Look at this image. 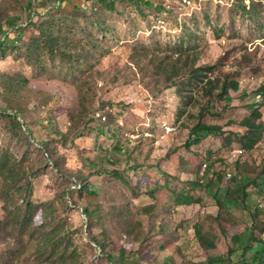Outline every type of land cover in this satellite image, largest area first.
Listing matches in <instances>:
<instances>
[{"label": "rangeland", "instance_id": "obj_1", "mask_svg": "<svg viewBox=\"0 0 264 264\" xmlns=\"http://www.w3.org/2000/svg\"><path fill=\"white\" fill-rule=\"evenodd\" d=\"M58 1L0 0V113L14 111L22 124L5 134L8 118H0V147L24 154L30 199L52 200L42 233L61 242L63 256L51 257L36 237L18 253L2 230L0 264H264V143L245 148L238 163L229 159L246 131L240 121L258 110L264 123V0H210L179 32L171 15L166 29L151 27L166 0ZM173 62L181 72L169 80ZM229 81L236 87L218 97ZM201 123L217 129L192 144ZM165 124L176 129L155 144ZM233 181L248 183L245 204L226 203L221 222L206 217ZM142 182L166 183L162 216L189 231L176 251L161 235L133 241L141 206L153 200L135 197L148 186ZM181 193L194 201L176 208ZM198 222L216 249L197 242Z\"/></svg>", "mask_w": 264, "mask_h": 264}, {"label": "trees", "instance_id": "obj_2", "mask_svg": "<svg viewBox=\"0 0 264 264\" xmlns=\"http://www.w3.org/2000/svg\"><path fill=\"white\" fill-rule=\"evenodd\" d=\"M237 1V0H236ZM235 1V2H236ZM234 2V3H235ZM233 3V4H234ZM62 4V0H60V6ZM232 4V5H233ZM245 7L249 8V4ZM164 8V7H163ZM194 15V14H193ZM187 19L186 17L183 19ZM183 23V22H182ZM13 28V27H12ZM2 41H0V46H3ZM201 69H193L192 73L194 76L199 75V71ZM170 77L169 80H173L174 76L181 72V68L177 63L169 64ZM173 77V78H172ZM205 78V79H204ZM199 77L200 82H204L203 85L213 86V79L208 77ZM236 83L233 81H229L224 83L221 88V93L218 97L223 98L229 88H235ZM6 92L14 91V88L11 84H7L4 86ZM14 114L5 113L2 111L0 114V118L6 116L8 120L6 121L4 127L5 134L12 135L15 131L21 130L22 124L17 120L18 115L12 111ZM103 120V119H101ZM106 122V119L103 120ZM240 125L246 128V131L242 134H238L236 136V140L239 142L242 148H250V147H259L264 143V136L260 138L261 132L264 130V123L260 120V113L258 110H253L249 117L243 118L240 121ZM217 129L215 126H210L206 124H198L196 128L192 130V136H194L192 140V144H199L201 142V134L211 133ZM25 131L30 132L28 128ZM78 134L76 137H80ZM157 136V135H156ZM155 136V144L156 143ZM33 139L32 136H29ZM25 138V135H24ZM260 138V139H259ZM27 140V139H26ZM43 143H40L42 145ZM190 146V144H188ZM46 152V148H45ZM244 154V153H243ZM242 154V155H243ZM240 155L235 160L236 163L240 162ZM230 159V155H229ZM206 163V162H205ZM210 167H208L209 170ZM228 171L226 172L227 176ZM262 175H264V167L262 169ZM233 176V175H232ZM79 178V176H76ZM232 178V177H231ZM195 184V182H193ZM74 189H77L80 185V193L83 191V186L78 182L72 184ZM142 185L147 186V182H142ZM157 184L155 186H147L145 191H141L140 194L136 195L137 198L141 194H146L150 196L153 200L142 204L141 206V216L140 219L137 220L136 224L140 225L141 234L138 238L133 239V241L139 242L141 246L149 243L153 238L158 235L165 236L166 239L172 244V250L176 251L178 248L182 247L184 244V240H186V236L189 231L182 227L180 224L175 222V219L171 217V215L167 218V221L164 216H162L161 208L163 207V200L161 201L162 195L159 193V190L166 189V183ZM248 183H241L239 181H233L226 187V197L225 201H222L218 198V195H214V199L216 200V206L218 207V212L216 215L211 213H207L206 217L209 219H213L215 221L221 222L223 218V207L226 203L231 202L232 200H240L245 204V199L248 196L247 193ZM95 192H93L94 194ZM32 194V182H31V174L28 170V165L25 163V156L21 154V156H17L14 152L8 148L0 147V208L2 212V216L0 218V231L2 230H10L11 235H14L18 242V246L15 248L18 253H21L23 247H26L27 241L30 239H35L41 243L42 247L48 245L47 251L50 252V256L59 255L63 256V252L61 251V242L56 239L55 236L48 235L42 233L43 227L45 226L42 223V219L45 220L47 218L52 217L54 206L52 204V200H45L41 202H33L30 197ZM94 194L93 196H95ZM90 198V197H88ZM91 201V200H89ZM194 201L187 193L186 194H177V198L175 199L174 207H179L183 205L190 204ZM228 205V204H227ZM227 207V206H226ZM85 213L88 215L91 214L87 209ZM227 213H232L230 209L226 210ZM256 214V213H255ZM40 217L41 221L36 222V219ZM170 220V222H169ZM169 222V223H168ZM191 230L194 232V236L196 237L197 242L201 245V247L205 251L214 250L217 247V242L212 241L208 234L203 231L201 223H195ZM41 233V236L37 238V234ZM51 233V232H50ZM52 234V233H51ZM96 240V239H94ZM249 242H251L249 240ZM98 246L103 247V244ZM11 251H15L11 248ZM20 256L18 255L17 258ZM14 260L10 262H4V264H14ZM192 264V263H190Z\"/></svg>", "mask_w": 264, "mask_h": 264}, {"label": "built area", "instance_id": "obj_3", "mask_svg": "<svg viewBox=\"0 0 264 264\" xmlns=\"http://www.w3.org/2000/svg\"><path fill=\"white\" fill-rule=\"evenodd\" d=\"M223 1H224V4L226 3L225 5H232L236 0H218L219 3H223ZM208 2H210V0H172V1L166 0L162 13L156 15L155 17L154 16L151 17L152 24H153L151 27L153 29H158V30L166 29V26H168L167 18L168 16L171 15L175 18V21L177 24L174 30L176 32H179L181 31V28L179 27H181L183 19L185 17L191 18L196 11H201L203 5L207 4ZM59 4H60V0L57 2V7ZM36 16H37V13L35 12L31 13V18H35ZM29 21L25 22V24H22V25H26ZM13 29L14 28H11L10 31H13ZM256 98H259V94L256 96ZM97 116L100 117L101 115L97 113ZM101 118L103 120L106 119L105 116H102ZM175 129L176 128L173 125L165 124L162 130H160L159 134H157L156 136V143H159L167 139L169 135L174 133ZM146 135H149V134H146ZM244 152H245V149L242 147L232 148L229 151L230 160H235L240 155H242ZM206 167H207V163H204L202 167V173L206 170ZM227 177L229 178L232 177V174L228 172ZM78 186L80 187V185ZM73 187H75V185H73Z\"/></svg>", "mask_w": 264, "mask_h": 264}, {"label": "water", "instance_id": "obj_4", "mask_svg": "<svg viewBox=\"0 0 264 264\" xmlns=\"http://www.w3.org/2000/svg\"><path fill=\"white\" fill-rule=\"evenodd\" d=\"M27 132V131H26ZM30 139H32L31 137H30Z\"/></svg>", "mask_w": 264, "mask_h": 264}]
</instances>
